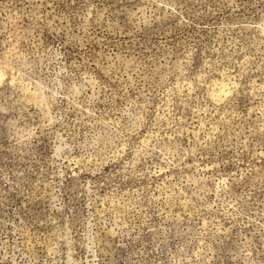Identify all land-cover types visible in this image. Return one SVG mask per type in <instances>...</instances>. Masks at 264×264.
Wrapping results in <instances>:
<instances>
[{"label":"rangeland","instance_id":"374dc122","mask_svg":"<svg viewBox=\"0 0 264 264\" xmlns=\"http://www.w3.org/2000/svg\"><path fill=\"white\" fill-rule=\"evenodd\" d=\"M0 264H264V0H0Z\"/></svg>","mask_w":264,"mask_h":264},{"label":"bare ground","instance_id":"6f19581e","mask_svg":"<svg viewBox=\"0 0 264 264\" xmlns=\"http://www.w3.org/2000/svg\"><path fill=\"white\" fill-rule=\"evenodd\" d=\"M224 91V90H223ZM222 92V91H221ZM223 93V92H222ZM219 94V93H218ZM225 94V93H224ZM220 95H223V94H220ZM222 101V100H221Z\"/></svg>","mask_w":264,"mask_h":264}]
</instances>
